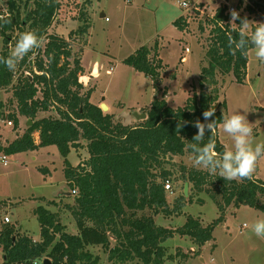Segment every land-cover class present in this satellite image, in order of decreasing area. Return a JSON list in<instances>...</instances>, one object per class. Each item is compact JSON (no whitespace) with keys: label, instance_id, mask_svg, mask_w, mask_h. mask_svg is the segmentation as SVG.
<instances>
[{"label":"trees","instance_id":"trees-1","mask_svg":"<svg viewBox=\"0 0 264 264\" xmlns=\"http://www.w3.org/2000/svg\"><path fill=\"white\" fill-rule=\"evenodd\" d=\"M255 3L260 6L259 0ZM60 5V0H6L7 10L0 12V17L10 18L9 23L0 20V56L7 57L19 34L26 31H35L43 37L44 43L28 53L14 71L0 64V88H11L16 106V111L6 117L14 122V129L19 126V116L25 117L27 123L32 122L22 136L0 147V152L11 155L39 147H58L64 157L65 178L71 195L73 190L77 191L74 203L64 208L76 220L78 233L67 232L60 211L38 206L35 214L40 224V240L23 232L18 225L0 224L3 264H40L45 258L52 264H98L100 257L88 250L95 245L102 246L115 264H130L136 260L141 264H165L176 256L169 254L165 246L169 239L179 235L189 237L199 247L204 246L213 240L215 228L225 220L226 210L231 205L237 209L249 206L264 213L261 200L264 180L255 175L251 180L227 181L207 171L183 166L180 174L189 182V196L185 197L182 192L170 206L165 188L172 175L166 167L170 159L186 154L192 157L188 145L195 143L192 138L198 131L192 122L198 119L205 122L202 113L216 105L218 108L212 118L216 120L215 151L223 154L227 150L218 135L227 110L226 100L220 101V77L232 74L237 83H244L249 51L253 49L249 46L247 57L239 51L235 54L230 51L228 39H238L239 26L229 24L227 6H220L212 19L215 24H227L216 25L207 36L199 91L189 96L184 106L174 108L166 99L161 76L164 65L159 58L158 43L153 48L141 46L124 59L135 71L150 77L160 94L144 108L147 118L129 125L91 103L92 89L85 90L80 82L84 73L82 57L74 55L70 40L49 34ZM84 17L83 13V23L71 36L89 34L90 20ZM174 25L180 30L188 27L182 17L175 20ZM199 28L204 32L202 24ZM17 31L19 34L15 35ZM3 109L4 104L0 102V118L4 116ZM40 113L49 114L39 118ZM181 121L187 123L178 130ZM37 132L38 144L34 136ZM208 134L206 132L204 144L208 142ZM82 143L86 144L89 159L84 165L73 167L68 156L72 148L82 147ZM207 186L211 190L205 188ZM201 192L209 193L217 204L218 218L205 223L189 215L178 228L157 225L156 216H180L187 203L204 204L198 197ZM193 255H199L198 251Z\"/></svg>","mask_w":264,"mask_h":264},{"label":"rangeland","instance_id":"rangeland-1","mask_svg":"<svg viewBox=\"0 0 264 264\" xmlns=\"http://www.w3.org/2000/svg\"><path fill=\"white\" fill-rule=\"evenodd\" d=\"M179 1L184 0H60L61 5L54 16L49 34L70 40L74 55L83 58L88 74H92L95 63L100 66L99 77L97 68L92 75L98 77L97 80L94 79L97 86L94 100L99 101L104 96L105 101L117 109L118 121L124 124L134 120L135 112L143 114L144 108L154 98L152 79L123 62L140 46L152 48L160 42L161 57L166 64L162 74L163 83L170 91L169 104L172 107L186 104L189 86L193 88L189 93L199 91L198 79L209 33L208 30L201 32L200 25L194 22L185 31L175 27L174 21L183 12L178 5ZM186 1L209 4L212 8L226 3L243 7L254 5V0ZM257 8L261 13L257 12L253 20L249 21L264 22V7ZM6 10V0H0V12ZM102 12L108 20L100 17ZM83 13L84 18L90 20L89 34L85 37L77 34L71 36V32H75L83 23ZM17 34L18 31L15 35ZM186 48L190 51L186 52ZM182 55H186L184 64L180 63ZM249 58L248 79L244 83H237L232 74L220 77V101H227L226 117L235 112L246 116L253 129L252 140L255 145L264 143V63L255 58L254 48ZM172 74H181L177 82L173 81ZM0 102L4 104V116L0 118V144L7 145L17 137L19 131L14 129V124L8 125L10 119L6 117L16 111L11 88H0ZM221 110L225 112L222 107ZM47 114L49 113H40L38 117ZM52 114L56 115L55 112ZM22 120V130L25 131L28 123L25 117ZM218 135L228 150H232L234 142L223 131L222 125ZM3 153L0 152V157ZM70 158L76 161L75 155L71 154ZM183 166L188 169L197 168L193 166L189 154L175 156L166 165L172 172L169 180L171 188L166 189L170 206H173L174 199L181 196L184 190L186 181L180 174ZM40 168L50 171L44 173ZM254 175L264 180V158L258 160ZM205 188L211 190L209 186ZM67 191L70 192V188L65 178L64 157L56 145L8 155L7 165L0 160V224H3L1 219L7 215L12 219L10 224L18 225L34 239L40 238V224L34 211L38 206H44L53 212L60 211V218L62 216L61 221L66 225L67 232L77 234L76 220L64 208L67 204L58 208L56 201L50 200ZM75 195L70 198V204L74 203ZM198 197L204 200V204L187 203L180 216H156L157 225L178 228L184 225L189 215L199 217L205 223L218 218L219 209L210 194L201 192ZM218 199L221 200V196ZM261 200L264 202V198ZM258 219H264L263 212L249 206L237 209L231 205L226 210L225 220L215 228L213 240L204 246H197L189 237L176 235L169 239L165 246L168 247L169 254L176 256L175 260L166 261L165 264H264V239L258 238L251 231V225ZM88 250L100 257L98 264H115L109 260L108 253L102 246H89ZM178 251L181 255L177 254ZM195 251L199 255H193ZM0 264H3L1 248ZM130 264L141 263L136 260Z\"/></svg>","mask_w":264,"mask_h":264},{"label":"clouds","instance_id":"clouds-1","mask_svg":"<svg viewBox=\"0 0 264 264\" xmlns=\"http://www.w3.org/2000/svg\"><path fill=\"white\" fill-rule=\"evenodd\" d=\"M230 25L239 26L238 39L229 37L228 47L235 54L239 51L243 56L247 57L248 48H254L255 58L264 63V22L249 21L246 17L241 18L239 13L230 10ZM5 23L10 22V18L0 17ZM240 20L237 24L236 21ZM255 24V27L252 25ZM43 44V37L39 36L35 31H26L19 35L18 40L7 57L0 56V64H3L9 71H14L17 65L24 57L38 49ZM205 122L199 119L192 122L193 126L198 129L193 136L188 147L192 152L193 166L207 171L210 175H215L224 180H242L253 178L256 171L258 160L264 158V143H256L253 145V129L246 119V116L239 112L233 113L230 117H226L223 121L222 128L233 140L234 146L232 150H225L223 154L215 151V142L213 137L216 134L215 108L210 107L202 113ZM187 122L181 121L177 125L179 130ZM208 142L203 143L206 137ZM251 231L258 238L264 239V219H258L251 225Z\"/></svg>","mask_w":264,"mask_h":264},{"label":"crops","instance_id":"crops-1","mask_svg":"<svg viewBox=\"0 0 264 264\" xmlns=\"http://www.w3.org/2000/svg\"><path fill=\"white\" fill-rule=\"evenodd\" d=\"M255 1V0H254ZM259 3H260V7H264V1H259ZM199 4H205V3H199ZM223 4H225V3H223ZM226 4H228V3H226ZM207 5H209V4H207ZM210 6V5H209ZM220 6V5H219ZM102 14H103V12H102ZM102 14H101V18H106V14H105V16H102ZM93 16V15H92ZM179 18V17H178ZM177 18V19H178ZM176 19V20H177ZM187 30V29H186ZM185 31V30H184ZM88 38H87V43H88ZM86 43V44H87ZM158 43V54H159V58L160 59H162V61H163V65H164V68L162 69V71H161V76H162V88L167 92V95H166V99H167V101H168V103H169V98H170V95H169V93H170V91H169V89L167 88V87H165L166 86V84H164L163 82V71H164V69L166 68V64H165V62H164V60H163V58L161 57V52H160V42L158 41L157 42ZM144 46V45H143ZM85 47V46H84ZM141 47V46H140ZM139 47V48H140ZM139 48H137V49H139ZM153 48V47H152ZM136 49V50H137ZM252 51V49L249 51V54H250V52ZM83 54H84V50H83ZM82 60H83V58H82ZM123 61H124V59H123ZM249 61H250V58H249ZM186 62V55H182L181 56V58H180V63H182V64H184ZM82 65H83V67H84V73H83V75H81L80 76V82L84 85V88H85V90H88V89H92V94H91V98H90V101H91V103H93V104H95V105H98V106H101V104L102 103H105L107 106H108V111H107V113H109V114H112V115H114V117H115V119H117V113H116V108H113L110 104H108L106 101H105V99H104V96H102L103 98L101 99V100H99V101H96V100H94V94H95V92H96V89H97V86H96V84H94V79L95 80H97L98 79V77H99V74H100V66L97 64V63H95L94 65H93V68H92V74L91 73H89L88 74V69L85 67V65L83 64V62H82ZM248 65H249V62H248ZM97 68V70H98V73H97V78L96 77H92V75L94 74V72H95V69ZM177 73V72H176ZM180 75L181 74H172V78H173V81L174 82H177L178 80H179V78H180ZM83 79V80H82ZM248 79V68H247V78H246V80ZM193 83V82H192ZM193 88L191 87V86H189V88H188V97L189 96H191L192 94L191 93H189V91L190 90H192ZM160 97V94L159 93H157L156 92V90H155V88H154V98L155 97ZM188 97H187V99H188ZM154 98H153V100H154ZM187 99H186V101H187ZM153 100L150 102V105H151V103L153 102ZM227 102V101H226ZM149 105V106H150ZM170 105V104H169ZM148 106V107H149ZM180 107H182V106H180ZM177 108V107H176ZM227 109H228V104H227ZM227 111V110H226ZM138 112H140V111H138ZM22 117L23 116H19V119H20V121H19V126L15 129L16 131L17 130H19L18 131V135H17V137L14 139V140H16L18 137H20V136H22L23 135V133L25 132V131H23L22 130ZM27 120V119H26ZM118 120V119H117ZM141 121H143V120H141ZM27 122V121H26ZM137 123H139V120H137L136 118H134V120H132V121H130V122H128L127 124H129V125H135V124H137ZM222 125V124H221ZM220 125V126H221ZM220 126H219V128H220ZM219 128H218V131H219ZM26 130V129H25ZM35 137H37V138H35V140H36V143L38 144L39 142H40V138H39V133L37 132V133H35V135H34ZM220 139V138H219ZM13 140V141H14ZM12 141V142H13ZM221 141V140H220ZM222 142V141H221ZM11 142H9L7 145H5V144H0V147H6V146H8L9 144H10ZM223 143V142H222ZM224 144V143H223ZM225 145V144H224ZM226 146V145H225ZM227 148V147H226ZM38 149V148H37ZM227 150H228V148H227ZM71 154H73V155H75V159H76V161L74 162L71 158H70V155ZM89 159V153H88V149H87V147H86V144L85 143H82V147H79V148H72L71 149V152H70V154H69V156H68V161L70 162V164L73 166V167H77L78 165H84L85 164V162L87 161ZM64 168H65V165H64ZM44 169V173H49L48 171H50L49 169H47V168H43ZM255 178H257L256 176H255ZM258 179V178H257ZM66 183H67V180H66ZM68 184V183H67ZM71 197H73L72 195H68V191L67 192H64L63 193V195L62 196H58V197H55V198H53V199H50V200H55L56 202V204L58 205V208H60V207H62L61 205H65V204H70V198ZM49 200V201H50ZM71 204H73V203H71ZM35 212V211H34ZM3 219V218H2ZM2 219H1V222H2ZM61 219H62V216H61ZM18 222V221H17ZM11 223H12V219H11ZM23 231V230H22ZM23 232H25V231H23ZM40 238H41V235H40ZM40 238H35V240H40ZM3 254V253H2Z\"/></svg>","mask_w":264,"mask_h":264},{"label":"built area","instance_id":"built-area-1","mask_svg":"<svg viewBox=\"0 0 264 264\" xmlns=\"http://www.w3.org/2000/svg\"><path fill=\"white\" fill-rule=\"evenodd\" d=\"M260 4V3H259ZM179 7L182 9V15L180 17H182L183 21L189 25L191 23H197L198 25L202 24L204 27V30L207 31L208 33H210V31L216 27V25H220L222 27L226 26L227 22H219L218 24H215L214 22H212L213 17L215 16L217 9L220 7H216V8H212L211 6L207 5V4H199V3H193V2H189V1H179L178 2ZM227 8H226V14H230V10L235 9L240 16H245L248 18V20H253L254 16H256V13L258 12L259 14L261 12H259L257 7V4L254 1V5L253 4H248V6H238V5H230V4H226ZM257 6V7H256ZM251 8L253 11H250L248 8ZM231 19V18H230ZM106 20H108V18H106ZM229 24H230V20H229ZM189 48H186V52H189ZM14 124L13 121L9 120L8 121V125L12 126ZM1 162L4 165L8 164V155H6L5 153H3V155L0 157ZM165 188L166 189H170L171 188V184L170 181H166L165 183ZM73 194H76L77 191L73 190L72 191ZM3 223H11V218L9 216H4V218L2 219ZM242 232V230H241ZM39 264V263H36ZM41 264V263H40Z\"/></svg>","mask_w":264,"mask_h":264},{"label":"water","instance_id":"water-1","mask_svg":"<svg viewBox=\"0 0 264 264\" xmlns=\"http://www.w3.org/2000/svg\"><path fill=\"white\" fill-rule=\"evenodd\" d=\"M102 16H105V13L102 14ZM100 108L106 112L108 110V106L105 104V103H102ZM215 108V111L217 110V105L214 107ZM134 116L137 120H145L147 118V114L143 113H139V112H135L134 113ZM32 122L31 120H29L28 122V125H30ZM184 196L185 197H188L189 196V182H185V185H184ZM68 195H71V192H68ZM42 264H52L51 260L48 259V258H45L43 261H42Z\"/></svg>","mask_w":264,"mask_h":264},{"label":"bare ground","instance_id":"bare-ground-1","mask_svg":"<svg viewBox=\"0 0 264 264\" xmlns=\"http://www.w3.org/2000/svg\"><path fill=\"white\" fill-rule=\"evenodd\" d=\"M108 110H109V109H108ZM108 110H107V111H108Z\"/></svg>","mask_w":264,"mask_h":264}]
</instances>
